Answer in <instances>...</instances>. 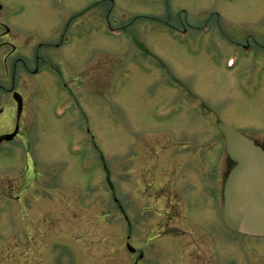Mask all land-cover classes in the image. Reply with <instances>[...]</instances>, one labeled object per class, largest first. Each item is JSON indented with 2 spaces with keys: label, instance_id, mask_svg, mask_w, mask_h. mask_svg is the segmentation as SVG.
Masks as SVG:
<instances>
[{
  "label": "rangeland",
  "instance_id": "rangeland-1",
  "mask_svg": "<svg viewBox=\"0 0 264 264\" xmlns=\"http://www.w3.org/2000/svg\"><path fill=\"white\" fill-rule=\"evenodd\" d=\"M76 2L91 0H65L54 12L40 2L8 0L24 5L15 17L24 31L50 36L53 30L55 37L70 29L65 15L75 11ZM113 2L112 27L129 33H109L101 17L93 33L83 30V40L66 49L67 63L59 64L84 116L75 106L63 120L55 116L57 103L72 100L54 82L47 107L36 106L30 170L42 177L31 180L25 162L4 158L5 166L17 167L3 173L1 192L24 194L33 182L37 190L26 210L0 198V264H264V238L227 231V244L215 243L219 234L210 227L212 206L201 190L202 178L188 176L193 167L179 170L180 160L169 155L167 146L173 140L194 148L215 142L219 151L208 158L213 166L223 155L215 117L237 127L264 128V84L253 93L247 83L260 68L264 80L263 55L255 54L256 60L253 53L245 56L236 49L238 43L264 46V0ZM99 7L100 14L108 13L109 3ZM156 17L164 22H155ZM168 27L189 30L178 35ZM45 54L58 55L54 50ZM181 98L196 106L194 113L173 116V107L165 108ZM199 104L209 107L211 116L201 114ZM254 132L251 136L264 144V131ZM130 153L145 156L133 162L132 182L126 169ZM227 167L229 172L232 165ZM149 195L156 196L153 211L141 222L148 203L140 198ZM126 215L135 221L132 228ZM144 250L147 256L138 262Z\"/></svg>",
  "mask_w": 264,
  "mask_h": 264
},
{
  "label": "flooded vegetation",
  "instance_id": "flooded-vegetation-1",
  "mask_svg": "<svg viewBox=\"0 0 264 264\" xmlns=\"http://www.w3.org/2000/svg\"><path fill=\"white\" fill-rule=\"evenodd\" d=\"M63 1L65 0H30V2L34 5L39 2L40 4H44V6L47 5L53 12L56 10L55 7L57 6V3H63ZM151 1L156 2L158 0ZM104 2L109 3V10L107 8L108 13L102 15L100 14L99 6L101 3ZM85 3L86 2L72 3L71 8H74L75 11L72 13L71 10L68 15H65L69 16V22L71 25L70 29L63 30V32H61L59 36L55 37L56 35L53 34V30L50 33V36H45L44 34L35 31L33 34H29L24 31L25 29L21 25H19L18 21L15 20V17H18L25 11L24 5L10 4L8 3V0H0V188L1 183L3 182V173L8 172L11 169L16 170L17 167L15 164L14 167L5 166V163L3 162L4 158L10 160L15 157V161H17L18 165H21V163L25 162L26 173L31 172L30 166L32 163L34 164V160H32L29 155V141L32 136L33 125L35 124L36 106L38 104H41L44 107H47L51 97L50 85L52 84V82H54L55 85H59V89L61 91L65 93L70 92V99L72 100L71 102H69L70 105L67 104V101L57 103L58 106L54 108L53 113H55L56 108L62 109L61 106L67 104L65 105L63 111L59 112L58 119L63 120L69 114L67 109L72 106H75L76 110L74 111L78 115L84 116V112L80 106L77 96L73 94L71 86L67 84V70L64 68L61 69L59 67V64H61L63 61L67 63L68 55L66 54V49L70 48V46L74 43V40L78 38H80L79 42L83 40V36L81 34L83 30L88 29L91 33H93L101 17L103 19H106V21H103L106 23L107 26H110V28L112 27V24L108 18L111 14L110 11L113 10L115 7V2H113V0H91V3ZM167 4H169V2H167ZM153 19L157 23L164 22L159 17ZM112 28L117 31L121 30L125 34L129 33L123 26ZM171 28L175 32H179L182 34H186L189 30L187 28ZM52 36L54 37L52 38ZM58 37L60 38L58 39V41H56ZM237 45H239L237 48L238 50L240 48L241 50L245 51V56L253 53L254 55L262 54L264 58L263 45H256L250 43H238ZM48 50L56 51V53H58L56 58L51 59V57H48L45 54V52ZM256 60H258L257 56ZM261 70L262 69L260 68L259 73H261ZM259 73L256 72L255 74H253L250 81L247 80V83H251L250 90L253 93H256V90L262 84H264V80L259 79ZM243 87H248V85H243ZM199 105L200 107H202L205 104ZM172 107L173 116L181 114H183L184 116L186 114H190V112L194 113L196 109V106L192 104L191 101L185 98H181L178 100L176 99L175 101L168 104L165 108L168 109ZM200 112L203 114L201 108ZM211 113V110L208 108V114L206 116H211ZM214 121L215 127L218 129V122L222 120L215 117ZM26 123H28L27 128L25 127ZM228 125H231L239 129L243 133L249 135L264 148V144L259 143L258 139L255 136H251V132H261L264 131V128H255L252 125L239 127L234 126L232 124ZM166 129L167 131L173 130L172 128ZM168 134H170V132H168ZM173 134L174 133L171 132V135ZM10 135H12L11 138H9ZM220 138L223 142V155H220V159L218 161L216 158L213 166H210L208 158L210 154H217V151H219V149L217 148L218 144L215 142L210 141L204 144L203 146H197L196 148L192 146L194 145L192 143L182 144L181 146L174 142V140L173 142H170L167 145L169 146V155L171 157H174V155H176V158L180 160L181 164L179 163V170L185 169L184 171H186V168L193 167L194 169L192 170V173L187 170V172L191 173L188 176L192 179L198 178L199 176L202 178V181L199 178L198 179L200 181L201 190L203 194L206 193V199H209V207L212 206V211H210L209 216L211 217L210 221H212L214 224L210 227H212L219 234L218 240L215 242L216 244L218 243L219 246L221 244H227L228 228L224 221V186L228 175L227 165L228 163H230L232 167L234 165L227 155L225 141L221 134ZM78 148L79 147H75L73 150L78 152ZM183 148H185V150H183L184 153L182 151ZM194 150L195 153H191V151ZM140 151L142 152V150ZM196 151H198V154H196ZM97 152L99 154L101 153L99 149H97ZM220 152L218 154H220ZM141 157L144 158L145 156H143L141 153L139 155L137 153L128 154L127 160L129 161V165L126 167V169L128 170L127 173L130 180L129 182H132L131 168L133 162L135 161V159L140 160ZM196 165H198V167H196ZM206 166H210V171L206 168ZM31 176H33L32 172L30 174V177ZM40 177H42L41 174H39L37 177L34 175L33 177H31V180H37ZM223 178L225 182L222 187L221 181H223ZM140 179L142 182L145 177L141 176ZM132 184L128 186L127 191L131 192ZM219 184L221 185L222 189L220 188ZM213 185L217 186L213 187ZM42 189L45 190V187H43ZM31 190L33 191V193L30 198L29 196H27V194H30ZM36 190L37 188L34 182L30 184L28 183L25 186L24 194L22 193L13 196L11 193H4L3 191H0V198L6 197L8 200L13 199L15 207L17 206L20 210H26L27 205H30V200H32V197L34 198ZM134 194L137 193L133 192V195ZM142 197L140 198L141 204H145L146 201V203H148V206L142 208L143 211H141V215L139 218L141 222L143 221L144 215L146 217V214L149 211H153V206H151V204L153 202V199L156 198V196L149 195V197H147L148 199H143ZM201 202L204 203L205 199L201 200ZM129 206L130 204L127 203V207ZM125 210L126 212H128L127 208H125ZM125 219L127 221V226L132 228V222L135 221L130 222L127 215ZM203 220L206 221V219ZM211 232L212 231H209L210 234ZM31 248H33V245ZM145 248L149 250V248ZM131 253L134 254L135 252ZM146 256V250L140 251L137 256V259H139L138 262H140V260L142 261Z\"/></svg>",
  "mask_w": 264,
  "mask_h": 264
},
{
  "label": "water",
  "instance_id": "water-1",
  "mask_svg": "<svg viewBox=\"0 0 264 264\" xmlns=\"http://www.w3.org/2000/svg\"><path fill=\"white\" fill-rule=\"evenodd\" d=\"M218 127L235 163L224 186V221L234 232L263 237L264 149L231 126L219 123Z\"/></svg>",
  "mask_w": 264,
  "mask_h": 264
}]
</instances>
